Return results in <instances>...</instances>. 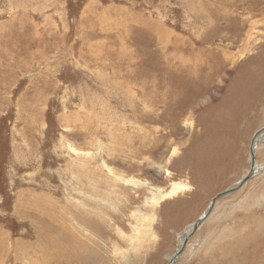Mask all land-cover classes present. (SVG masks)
<instances>
[{"label": "rangeland", "instance_id": "374dc122", "mask_svg": "<svg viewBox=\"0 0 264 264\" xmlns=\"http://www.w3.org/2000/svg\"><path fill=\"white\" fill-rule=\"evenodd\" d=\"M263 127L264 0H0V264H169ZM256 159L176 264H264Z\"/></svg>", "mask_w": 264, "mask_h": 264}, {"label": "water", "instance_id": "95a60500", "mask_svg": "<svg viewBox=\"0 0 264 264\" xmlns=\"http://www.w3.org/2000/svg\"><path fill=\"white\" fill-rule=\"evenodd\" d=\"M264 132V127L261 128L256 135L254 136L251 146H250V169L248 174L243 177L241 179L240 182H238L236 185L232 186L231 188H229L226 191H223L221 193H219L213 200H212V205L208 208V210L206 211L205 215H202V218H200L197 222H195V224L193 225V232H195L199 227L202 226L203 222L205 221V219L209 216V214L212 212L213 208H214V204L217 202V200L227 197L228 195H232L234 193H236L237 191H239L243 186H245L249 181H251L257 173L256 170V158H255V154H254V147H255V141L256 139ZM192 235L189 234L183 244L179 247V250L176 252V254L170 259L169 264H175L177 263V261L179 260V258L184 254L185 250H186V243H188V240L190 239Z\"/></svg>", "mask_w": 264, "mask_h": 264}, {"label": "bare ground", "instance_id": "6f19581e", "mask_svg": "<svg viewBox=\"0 0 264 264\" xmlns=\"http://www.w3.org/2000/svg\"><path fill=\"white\" fill-rule=\"evenodd\" d=\"M256 135V134H255ZM253 140V139H252ZM264 142V132L256 139V141H255V147H254V154H255V158H256V150H257V148H258V146L260 145V144H262ZM251 143H252V141H251ZM250 146H251V144H250ZM249 155H250V152H249ZM256 161H257V159H256ZM261 169H262V166L260 165V163L257 161V164H256V170H257V173L258 172H260L261 171ZM244 187V186H243ZM242 187V188H243ZM228 196H230V195H228ZM227 196V197H228ZM224 198H226V197H224ZM222 199V198H221ZM221 199H219V200H221ZM219 200H217V201H219ZM217 203V202H216ZM216 203L214 204V208H215V205H216ZM212 205V203L210 204V206ZM209 206V207H210ZM208 207V208H209ZM214 208H213V210H212V212L214 211ZM208 210V209H207ZM212 212L209 214V216L205 219V221L203 222V224L211 217V214H212ZM206 213V212H205ZM205 213L203 214V215H205ZM200 218H202V216L200 217ZM199 218V219H200ZM198 219V220H199ZM197 220V221H198ZM196 221V222H197ZM195 224V223H194ZM193 224V225H194ZM203 224H202V226H203ZM193 225L190 227V228H188L184 233H183V235H182V237H181V239H180V246L183 244V242H184V240H185V238L189 235V234H191L192 236L198 231V229L200 228H198L195 232H193ZM52 237V236H51ZM103 238V237H102ZM189 241H190V239L188 240V243H189ZM188 243H186V248H187V245H188ZM92 249V248H91ZM175 255V254H174ZM174 255H171L170 256V259L174 256ZM262 263V262H261ZM176 264V263H175ZM263 264V263H262Z\"/></svg>", "mask_w": 264, "mask_h": 264}]
</instances>
